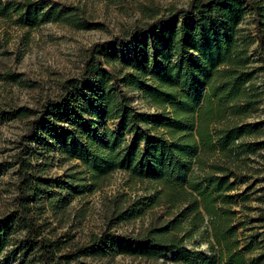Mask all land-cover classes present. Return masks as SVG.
<instances>
[{
    "label": "trees",
    "instance_id": "trees-1",
    "mask_svg": "<svg viewBox=\"0 0 264 264\" xmlns=\"http://www.w3.org/2000/svg\"><path fill=\"white\" fill-rule=\"evenodd\" d=\"M246 7L253 13V30L245 23ZM14 15L17 23L29 26L55 21L88 27L76 6L58 1L0 0V16ZM259 73H264V4L190 0L93 42L79 76L67 79L36 115L24 106H0V122L32 116L14 160L19 176L15 206L0 219V264L30 248H36L41 264H93L84 258L116 255L212 264V254L186 248L179 234L184 223L196 226L205 214L218 219L212 228L220 264H245L237 237L243 222L235 220L232 206L247 199L235 191L242 166L256 154L264 157L258 154L264 150L263 122L248 121L264 100ZM124 87L140 92L154 111L137 109ZM51 153L72 161L64 180L47 174ZM117 170L152 183V195L124 205L114 200L105 226L73 248L62 235L53 239L39 230L37 218L53 209L57 198L54 186L70 195L92 193ZM161 203L178 208L173 219L135 234L114 231L116 224ZM257 220L264 223V208ZM19 228L23 239L13 247Z\"/></svg>",
    "mask_w": 264,
    "mask_h": 264
},
{
    "label": "rangeland",
    "instance_id": "rangeland-1",
    "mask_svg": "<svg viewBox=\"0 0 264 264\" xmlns=\"http://www.w3.org/2000/svg\"><path fill=\"white\" fill-rule=\"evenodd\" d=\"M51 1L76 6L80 16L88 22V27L75 28L69 23L55 21H40L35 26H29L17 23L15 15L0 16V106L5 109L24 106L36 115V111L47 99H52L61 92L67 79L79 76L86 50L93 42L110 39L128 31L136 22L156 18L172 7L185 6L190 0ZM255 1L264 4V0ZM246 10L245 23L253 30V13L249 7ZM252 50H255V46ZM257 55L258 53L254 54L255 60H258ZM256 82L264 96V73L258 74ZM124 92L140 111H154L140 92L127 87H124ZM31 117H16L0 122V219L15 206L14 196L19 176L14 160L19 151L20 136L28 130V120ZM259 120L263 122L261 128L264 136V100L258 111L248 118L249 122ZM31 147L32 150L37 148L35 143ZM56 154L50 155L52 164L47 174L64 180L66 169L72 161L59 158ZM258 154H264V150ZM32 160H36V155H32ZM263 167L264 157L257 154L250 157L242 166L241 176L236 182L235 191L246 193L247 196L245 201L232 206L235 220L243 222V226L237 229V237L239 247L244 248L245 264H264V223L257 220L264 208V189L260 181ZM252 183L255 185L250 187ZM152 189V183L131 180L121 170L111 173L103 186L92 193L86 191L70 195L67 190L54 186L53 192L57 198L53 200V209L48 207L43 216L37 218L39 230L53 239L62 235V240L69 248L85 244L91 234L98 233L109 221L115 207L114 200H121V205H124L126 201L139 196L152 195ZM169 209L166 203H161L139 218L116 224L114 231L127 234L141 232L156 221L161 223L173 219L178 208L170 209L171 215L167 213ZM217 220L216 216L205 214L196 226L184 223L182 232L179 233L185 237V246L194 249L204 246L203 249L214 256L212 264H220L221 249L214 242L212 228ZM16 225L18 222H15V227ZM23 235L24 230L20 228L13 233V247L19 244ZM64 251L66 246L62 253ZM84 260L93 264H167V259L160 257L146 259L128 255ZM8 264H41V260L36 248L28 249L25 254L20 249Z\"/></svg>",
    "mask_w": 264,
    "mask_h": 264
},
{
    "label": "built area",
    "instance_id": "built-area-1",
    "mask_svg": "<svg viewBox=\"0 0 264 264\" xmlns=\"http://www.w3.org/2000/svg\"><path fill=\"white\" fill-rule=\"evenodd\" d=\"M186 248H188V249H193V250H197V251H202L206 256H211V253H208V252H206L203 248H204V246H201V248L199 249V248H189V247H187L186 246ZM168 258H170V257H168ZM166 263L167 264H174L175 262L174 261H172L171 259H167V261H166Z\"/></svg>",
    "mask_w": 264,
    "mask_h": 264
}]
</instances>
